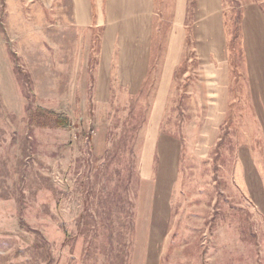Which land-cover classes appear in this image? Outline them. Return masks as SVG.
I'll return each mask as SVG.
<instances>
[{"label":"rangeland","instance_id":"rangeland-1","mask_svg":"<svg viewBox=\"0 0 264 264\" xmlns=\"http://www.w3.org/2000/svg\"><path fill=\"white\" fill-rule=\"evenodd\" d=\"M251 3L264 14V0L225 1L232 100L204 156L206 104L177 74L162 127L183 156L157 236L136 223L152 96H96L100 31L79 34L67 0H0V264H264V80L234 12Z\"/></svg>","mask_w":264,"mask_h":264},{"label":"crops","instance_id":"crops-1","mask_svg":"<svg viewBox=\"0 0 264 264\" xmlns=\"http://www.w3.org/2000/svg\"><path fill=\"white\" fill-rule=\"evenodd\" d=\"M39 1L51 4L63 0ZM67 1L70 25L79 34L87 30L100 31L96 96L102 101H110L115 84L135 100L152 96L142 146L136 223L139 219L152 222V231L159 236L171 217L172 198L183 156L182 139L162 127L177 74L181 71V74L193 77L194 94L198 101L206 104V121L198 143L200 156L216 143L228 115L233 65L225 2ZM166 27L168 32L165 34ZM242 39L246 54L254 51L256 55V77L264 80V14L258 4L244 7ZM152 86L154 93L147 95Z\"/></svg>","mask_w":264,"mask_h":264},{"label":"trees","instance_id":"trees-1","mask_svg":"<svg viewBox=\"0 0 264 264\" xmlns=\"http://www.w3.org/2000/svg\"><path fill=\"white\" fill-rule=\"evenodd\" d=\"M226 0H224V2H225ZM233 7H235V5L233 6ZM234 12H236L239 16H238V19H239V22H241V20H242V10H237V11H234ZM226 20H227V22H226V24H228V17H227V14H226ZM228 27V26H227ZM237 31V30H236ZM228 34H229V32H228ZM231 34H232V37H231V39H230V43H229V48H230V50H231V47H232V44H231V40L232 41H234V38H236L237 36H238V33H233V32H231ZM192 56H194V55H192ZM188 59V58H187ZM186 59V60H187ZM45 112L44 113H46L47 115H49V116H51V117H55V119H57L58 120V122L61 124V125H63V126H69L70 125V119H69V117L67 116V115H65V114H59V113H55V112H52V111H47V110H45V109H43ZM170 133H173V132H171V131H169ZM127 135H124V137H126Z\"/></svg>","mask_w":264,"mask_h":264}]
</instances>
